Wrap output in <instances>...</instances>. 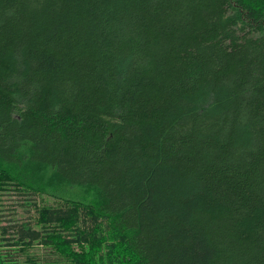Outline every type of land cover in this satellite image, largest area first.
Here are the masks:
<instances>
[{
  "label": "trees",
  "instance_id": "16d2710c",
  "mask_svg": "<svg viewBox=\"0 0 264 264\" xmlns=\"http://www.w3.org/2000/svg\"><path fill=\"white\" fill-rule=\"evenodd\" d=\"M5 197L0 264H264V0H0Z\"/></svg>",
  "mask_w": 264,
  "mask_h": 264
},
{
  "label": "rangeland",
  "instance_id": "374dc122",
  "mask_svg": "<svg viewBox=\"0 0 264 264\" xmlns=\"http://www.w3.org/2000/svg\"><path fill=\"white\" fill-rule=\"evenodd\" d=\"M39 204H52L56 205L55 202H51L49 200H43L38 197ZM0 206L1 218H0V226H9L14 225L16 221H27L35 215V207H33V203H29L26 199H20L18 197H5ZM40 252H42L45 256L47 255V251L43 248H39Z\"/></svg>",
  "mask_w": 264,
  "mask_h": 264
}]
</instances>
